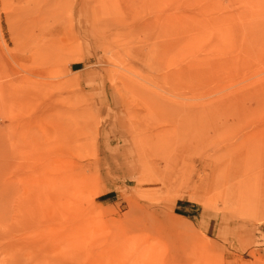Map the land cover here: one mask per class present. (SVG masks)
<instances>
[{"label": "rangeland", "instance_id": "374dc122", "mask_svg": "<svg viewBox=\"0 0 264 264\" xmlns=\"http://www.w3.org/2000/svg\"><path fill=\"white\" fill-rule=\"evenodd\" d=\"M0 264H264V0H0Z\"/></svg>", "mask_w": 264, "mask_h": 264}, {"label": "bare ground", "instance_id": "6f19581e", "mask_svg": "<svg viewBox=\"0 0 264 264\" xmlns=\"http://www.w3.org/2000/svg\"><path fill=\"white\" fill-rule=\"evenodd\" d=\"M260 30V29H259ZM258 34V33H257ZM252 35V34H251ZM254 37V36H253ZM252 40V39H251ZM254 40V39H253ZM249 42V41H248ZM243 43V42H242ZM246 44H247V42H246ZM250 44V43H249ZM252 44V43H251ZM245 50V49H244ZM242 51V50H241ZM244 54V53H243ZM247 54V53H246ZM255 89V88H254ZM252 93H251V91L250 92H248V93H245V94H243V95H241L242 96V98H244V99H248V100H252V99H250V98H252V95H251ZM258 95V94H257ZM254 96H255V94H254ZM235 97V96H234ZM234 99V98H233ZM236 100H237V98H235ZM240 100V98L237 100V101H239ZM243 100V99H242ZM232 102H233V100H232ZM240 102V101H239ZM229 103V102H228ZM238 103V102H237ZM254 103H255V101H254ZM257 103V102H256ZM260 103V102H259ZM245 116H246V114H245ZM228 167V166H227Z\"/></svg>", "mask_w": 264, "mask_h": 264}]
</instances>
